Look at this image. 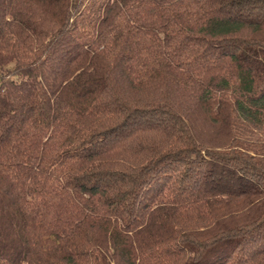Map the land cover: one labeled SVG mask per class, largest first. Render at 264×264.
<instances>
[{"label":"trees","instance_id":"16d2710c","mask_svg":"<svg viewBox=\"0 0 264 264\" xmlns=\"http://www.w3.org/2000/svg\"><path fill=\"white\" fill-rule=\"evenodd\" d=\"M0 264H264V0H0Z\"/></svg>","mask_w":264,"mask_h":264}]
</instances>
